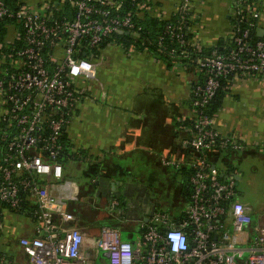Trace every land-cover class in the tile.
Here are the masks:
<instances>
[{
    "label": "built area",
    "instance_id": "built-area-1",
    "mask_svg": "<svg viewBox=\"0 0 264 264\" xmlns=\"http://www.w3.org/2000/svg\"><path fill=\"white\" fill-rule=\"evenodd\" d=\"M23 1L11 10L0 0V18L11 17L20 24L14 39L7 42L21 43L2 55L0 68V202L6 204L4 211L31 209L34 213L35 235L17 241L28 264H97L99 260L101 264H264V229L254 236L249 255L243 257L227 227V215L235 232H242L252 221L248 207L234 199L237 172L222 179L204 155L187 161L162 157L166 166L194 168L187 216L176 222L169 213L155 211L147 223H141L136 243L124 239L120 227L107 224L95 235H87L73 225L76 216L68 210L75 187L65 179L63 137L93 76L96 63L89 51L116 34L140 36L143 27L137 16L151 11L159 19L176 16L155 40L159 53L173 63L178 57L197 54L203 46L195 34L188 37L191 1L180 0L171 15L155 5L156 0H131L135 9L126 8L123 0ZM242 6L243 0H238L234 8L238 17L245 10ZM246 9L256 21L235 28L227 50L215 48L196 59L207 79L194 87L189 113L179 119L189 121L182 126L187 133L182 144L197 152L250 148L220 135L214 127L215 116L204 112L221 79L264 78V40H251L261 11L250 5ZM135 51V43H129L127 54ZM118 204L114 200L110 209ZM3 228L0 210V232ZM0 264H12V259L2 253Z\"/></svg>",
    "mask_w": 264,
    "mask_h": 264
},
{
    "label": "crops",
    "instance_id": "crops-1",
    "mask_svg": "<svg viewBox=\"0 0 264 264\" xmlns=\"http://www.w3.org/2000/svg\"><path fill=\"white\" fill-rule=\"evenodd\" d=\"M156 1L171 15L180 0ZM190 1L192 30L199 43L206 48L219 46L221 49L232 43V0ZM260 11L255 31L258 37L264 38V0ZM101 56L66 133H70L75 148L87 150L95 159L113 157L123 162L124 173L87 178L82 165L73 163L65 176L75 187L74 199L70 201L80 205L91 200L97 209L107 210L122 232L128 230L127 240L136 243L138 239L134 240L133 231L140 230L141 223H147L155 211H161L158 209L175 214L185 209L188 212L181 192L182 177L163 171L159 159L161 155L179 161L191 159L177 150L181 140L173 134L172 126L175 117L189 112L194 73L177 66L169 68L159 56L128 55L123 48L114 62L106 55ZM214 127L220 135L250 147L234 156L232 162L237 172L234 199L248 207L252 221L242 232H235L231 215L226 219L237 247L246 257L251 251L252 239L264 229V205L254 209L244 196V187L259 171L264 174V78L232 77L222 107L214 117ZM219 173L228 174L223 164ZM116 199L121 206L111 210ZM3 214V238L35 235L32 218L8 210ZM72 223L87 235H95L100 229V226L95 231L89 229L85 223L94 221L81 222L78 217ZM12 264H28V259L17 250Z\"/></svg>",
    "mask_w": 264,
    "mask_h": 264
},
{
    "label": "trees",
    "instance_id": "trees-1",
    "mask_svg": "<svg viewBox=\"0 0 264 264\" xmlns=\"http://www.w3.org/2000/svg\"><path fill=\"white\" fill-rule=\"evenodd\" d=\"M5 4L11 9V10H17L20 5L24 2L23 0H3ZM238 0H232V28L233 31H235V28L240 27V28H245L248 26V23L250 21H256L251 13L246 9L247 5H250L251 7H256L258 10H261L263 0H243V6L245 8L243 14L238 17L234 13V8L236 6ZM124 6L126 8H132L135 9V5H133V2L131 0H123ZM155 5H159L157 1H154ZM160 6V5H159ZM176 16H172L170 20L168 19H159L151 11H145L141 16H137V21L140 23V25L143 27L140 36L136 38H132L129 35H121V34H116L114 37L107 38L103 43L98 48H94L90 50L89 52L92 53V61L95 63L97 60L100 58L102 59L101 53L102 49L106 47L108 44H120L127 54V48L129 46V43L134 42L136 46V51L134 53H144L149 56H159L160 59L169 67L173 68L175 66L179 67L180 69H183L185 71H191L194 73V80L191 81L192 84V93L194 87L197 85H203L206 82L207 79V74L206 71L201 69L199 64L197 63L196 59L198 58H203L204 56H207L211 53V51L215 48H217L219 51H225L227 50L232 43H228L226 48L221 49V47L217 46L214 48H206L202 47L201 52L195 53L191 55L188 58H183V57H178L177 62L173 63L169 57L166 55H162L159 53L155 40L158 38L159 35L162 34L164 30V26L166 25L167 22H170L171 20H174ZM189 25H190V32L188 34V37L194 36V31L192 30V15L189 17ZM258 22V20H257ZM10 25H16L17 27H20V24L17 23V21L14 18L11 17H4L0 18V44H3V47L0 48V65L3 66V58L2 55L4 53H8L13 46H20L21 43L18 41H14L13 44H8L7 42V33H8V27ZM257 39H262L256 35L255 29L252 31L251 34V40H257ZM124 42V43H123ZM123 45H122V44ZM133 53V54H134ZM187 66L186 69L184 67ZM232 80V77L229 76L227 78L221 79V86L218 88L215 96L210 100V102L205 106L204 112L211 115L215 116L219 110L222 107L223 101L229 91L228 85L229 82ZM193 99V94L191 95L190 100L188 101V106L189 110L191 107V102ZM189 113V112H188ZM186 113V114H188ZM183 114H180L179 116L174 118L173 121V134L175 136L180 137L181 143L179 145V149L182 151L186 156L194 158L197 156H202L207 159V161L211 164V166L215 167L217 171H219L220 164H223L225 166V169L228 173H232L235 170V167L233 165L232 159L234 156L239 154L238 150H232V149H222V148H214L210 151H206L204 153L197 152L194 148L183 145L182 141L187 137V133L183 129V125H189V121H181L179 117H181ZM189 135V133H188ZM63 141L65 143V149H64V159H63V164H64V169L65 172L66 170H71L72 164H80L83 167L84 175L87 178H92L93 176H107L111 177L113 173H119L122 174L123 172V166L120 161L117 159L108 158L105 157L102 161L99 160V158H94L91 156L87 150L82 149V148H75V144L73 143L72 139L68 138L67 133H65L63 137ZM162 157L163 155L160 156V166H162V170L165 171L166 173H172L174 175H180L182 178L180 180L182 187H181V192L186 198L187 201V207L189 208L190 206V201H191V193H192V186L190 184V176L192 175L194 168L191 167L188 164H181L180 166L176 167L173 165H164L162 163ZM161 170V171H162ZM71 177L74 178L72 175ZM222 179L225 178L221 177ZM65 179H68L65 176ZM118 200V199H116ZM119 201V200H118ZM27 207H31L29 203H26ZM120 201L119 204L115 207L117 209L120 207ZM4 208H6V204L0 202V210L1 213H4ZM68 210L72 212L76 217H78L81 222H90L94 221V223H85L86 226L89 229H92L95 231L98 227H96L95 223H108L107 225L110 226H116L117 223H114L112 219L113 215H107L108 212L105 209H97L95 205L93 206L91 203V200L88 202H82L80 205H76L74 201H70L68 204ZM161 210V212H166L171 215V217L176 220V221H182L183 219L186 218L187 211L186 209L184 211L177 212L176 214L174 212H170V210L165 209H158ZM14 212L17 214H22L26 215L30 218L34 219V213L31 209L29 210H20V211H10ZM179 213V214H178ZM113 214V213H112ZM4 215V214H3ZM174 216V217H173ZM36 225V223H35ZM101 227V226H100ZM98 230V229H97ZM3 235V231L0 232V239ZM4 243H0L2 245ZM14 243H8L6 245L8 246H13ZM17 245V241L15 242V247ZM5 254L1 250L0 246V254ZM13 256H11V259H13ZM10 258V257H9Z\"/></svg>",
    "mask_w": 264,
    "mask_h": 264
},
{
    "label": "rangeland",
    "instance_id": "rangeland-1",
    "mask_svg": "<svg viewBox=\"0 0 264 264\" xmlns=\"http://www.w3.org/2000/svg\"><path fill=\"white\" fill-rule=\"evenodd\" d=\"M17 28L18 27L16 25H10L8 27L7 39H12L15 37ZM121 51H122V46L120 44H108L106 47L102 49L101 55H104V56L106 55L107 57H109V60H112V62H114L115 60L118 59V56ZM67 135H68V138L72 139L69 132L67 133ZM239 189H243L242 186H240ZM244 189H245L244 196L247 202L249 203V205H252L254 209H257V210L261 209L262 206L264 205V174H263V171L262 170L259 171V173H257L254 176V179H252V182H250L248 186H245ZM105 224H108V223H95L96 226H103ZM98 232L99 230L96 231V233ZM128 233H129L128 230H123L122 237L124 239H127L126 236L128 235ZM133 234H134V240L140 239L141 232L139 228H136L133 231ZM19 239L20 237H13V236L8 239L3 238V237L0 239V243H4L0 245L1 250L2 252L5 253V255H7L8 258L10 257L9 259H11L12 255H17V250L20 251V249L17 247V245H16V248H17L16 249L15 247L11 248L10 246L6 244L12 241L11 244L14 243L15 245V242L18 241ZM97 264H101L100 260L98 261Z\"/></svg>",
    "mask_w": 264,
    "mask_h": 264
},
{
    "label": "water",
    "instance_id": "water-1",
    "mask_svg": "<svg viewBox=\"0 0 264 264\" xmlns=\"http://www.w3.org/2000/svg\"><path fill=\"white\" fill-rule=\"evenodd\" d=\"M231 12H232V10H231ZM120 33H123V31L121 30ZM84 55H85V54H84ZM214 168H215V167H214ZM222 176H224V175H222ZM103 256L108 257V254H107V253H103Z\"/></svg>",
    "mask_w": 264,
    "mask_h": 264
}]
</instances>
